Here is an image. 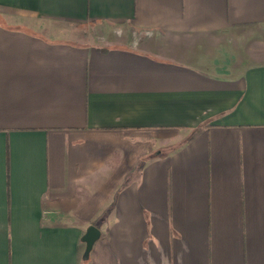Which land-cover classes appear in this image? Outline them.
I'll list each match as a JSON object with an SVG mask.
<instances>
[{"label": "crops", "instance_id": "1", "mask_svg": "<svg viewBox=\"0 0 264 264\" xmlns=\"http://www.w3.org/2000/svg\"><path fill=\"white\" fill-rule=\"evenodd\" d=\"M0 264H264V0H0Z\"/></svg>", "mask_w": 264, "mask_h": 264}, {"label": "water", "instance_id": "2", "mask_svg": "<svg viewBox=\"0 0 264 264\" xmlns=\"http://www.w3.org/2000/svg\"><path fill=\"white\" fill-rule=\"evenodd\" d=\"M99 237H100L99 229L94 225H90L82 237V240L86 244L85 256L89 254L90 250L93 247V244L96 242V240L99 239Z\"/></svg>", "mask_w": 264, "mask_h": 264}]
</instances>
